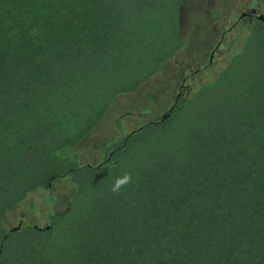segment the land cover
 Returning a JSON list of instances; mask_svg holds the SVG:
<instances>
[{"label":"trees","instance_id":"16d2710c","mask_svg":"<svg viewBox=\"0 0 264 264\" xmlns=\"http://www.w3.org/2000/svg\"><path fill=\"white\" fill-rule=\"evenodd\" d=\"M185 2L0 0V264H264L263 17L162 119L78 151L186 46ZM39 193L68 201L10 229Z\"/></svg>","mask_w":264,"mask_h":264},{"label":"rangeland","instance_id":"374dc122","mask_svg":"<svg viewBox=\"0 0 264 264\" xmlns=\"http://www.w3.org/2000/svg\"><path fill=\"white\" fill-rule=\"evenodd\" d=\"M247 15L252 17H244ZM181 16L182 37L186 46L173 61L164 65L161 73L138 92L121 95L116 99L92 136L79 147L78 151L84 157L83 164L95 165L101 162L103 156L97 151L98 143L122 136L145 123L162 119L176 99L185 94V88L190 91L193 83L197 84L199 77L194 72L205 71L207 79L210 69L205 68L215 67L217 58L220 59L219 62L225 61L231 48L230 41L238 39L256 18H264V0H186ZM233 25L235 27L232 30ZM223 39V47L217 48ZM64 188L58 185L57 193L63 194L64 190L69 189ZM47 198L48 193L31 196L25 207L10 216L7 224L10 229L21 224L45 226L50 214L62 210L68 201V197L64 196L54 204L49 203ZM54 198L52 192L51 199Z\"/></svg>","mask_w":264,"mask_h":264},{"label":"clouds","instance_id":"9594fccd","mask_svg":"<svg viewBox=\"0 0 264 264\" xmlns=\"http://www.w3.org/2000/svg\"><path fill=\"white\" fill-rule=\"evenodd\" d=\"M132 182V175L126 173L122 178H118L111 188V191L115 195H119L121 190Z\"/></svg>","mask_w":264,"mask_h":264},{"label":"flooded vegetation","instance_id":"af4514ba","mask_svg":"<svg viewBox=\"0 0 264 264\" xmlns=\"http://www.w3.org/2000/svg\"><path fill=\"white\" fill-rule=\"evenodd\" d=\"M247 16H251V15H247ZM245 17V16H244ZM221 44V42L219 43V45Z\"/></svg>","mask_w":264,"mask_h":264}]
</instances>
